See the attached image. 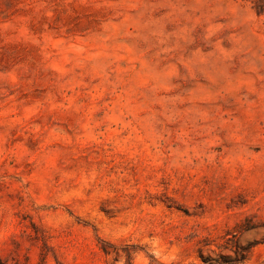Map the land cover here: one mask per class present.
<instances>
[{"label":"rangeland","instance_id":"374dc122","mask_svg":"<svg viewBox=\"0 0 264 264\" xmlns=\"http://www.w3.org/2000/svg\"><path fill=\"white\" fill-rule=\"evenodd\" d=\"M0 264H264V0H0Z\"/></svg>","mask_w":264,"mask_h":264}]
</instances>
